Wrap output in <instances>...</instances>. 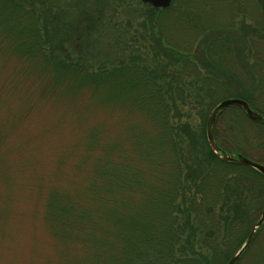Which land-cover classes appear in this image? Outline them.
<instances>
[{
    "label": "trees",
    "instance_id": "16d2710c",
    "mask_svg": "<svg viewBox=\"0 0 264 264\" xmlns=\"http://www.w3.org/2000/svg\"><path fill=\"white\" fill-rule=\"evenodd\" d=\"M83 1L0 0V32L9 31L26 58L130 111L122 136L102 124L82 134L77 163L88 201L53 189L50 233L62 243L78 242L68 264H225L260 217L264 177L219 160L205 124L225 98L264 114V0L140 3L142 30L129 23L130 37L115 43L121 53L115 55L90 54L106 49L94 45L96 8L78 11ZM190 100L200 119L196 129L182 109ZM214 137L225 152L264 162V124L241 108L219 114ZM259 151L262 156H252ZM263 237L264 221L234 264L263 260Z\"/></svg>",
    "mask_w": 264,
    "mask_h": 264
},
{
    "label": "rangeland",
    "instance_id": "374dc122",
    "mask_svg": "<svg viewBox=\"0 0 264 264\" xmlns=\"http://www.w3.org/2000/svg\"><path fill=\"white\" fill-rule=\"evenodd\" d=\"M139 1L84 0L78 5V11L96 8L91 13L98 27L94 45L107 51L113 46L112 52L93 47L90 54H121L115 43L130 37L129 23L130 30H142L137 14L145 7ZM75 11L72 8V14ZM9 35L0 32V264H68L70 255H78V242L62 243L50 233L48 195L60 189L88 201L77 163L84 150L82 134L102 124L108 134L122 136L130 111L120 100L100 99L89 89L61 81L57 72H44L12 44ZM191 101L182 109L189 115L185 121L196 129L200 119ZM250 259L248 264H264V259Z\"/></svg>",
    "mask_w": 264,
    "mask_h": 264
},
{
    "label": "water",
    "instance_id": "95a60500",
    "mask_svg": "<svg viewBox=\"0 0 264 264\" xmlns=\"http://www.w3.org/2000/svg\"><path fill=\"white\" fill-rule=\"evenodd\" d=\"M140 1L149 4L155 8H167L172 0H140ZM231 106H236L241 108L244 111L246 117L251 121L264 124V114L253 110L246 101L240 98H233V97L222 99L213 106L212 110L208 114L205 124V137L207 144L210 150L219 160L223 162L240 163L247 165L253 168L254 170H256L264 177V162L252 160L239 152L227 153L218 146L215 140L213 130L216 119L224 109ZM263 221H264V208L258 220L255 221L254 224L252 225L250 232L248 233L242 245L235 251V253L229 258V260L225 264H234L239 259L241 254L248 248V246L252 242L258 228L261 226Z\"/></svg>",
    "mask_w": 264,
    "mask_h": 264
},
{
    "label": "bare ground",
    "instance_id": "6f19581e",
    "mask_svg": "<svg viewBox=\"0 0 264 264\" xmlns=\"http://www.w3.org/2000/svg\"><path fill=\"white\" fill-rule=\"evenodd\" d=\"M211 110H212V109H211ZM211 110H210V111H211ZM228 260H229V259H228ZM228 260H227V261H228Z\"/></svg>",
    "mask_w": 264,
    "mask_h": 264
}]
</instances>
